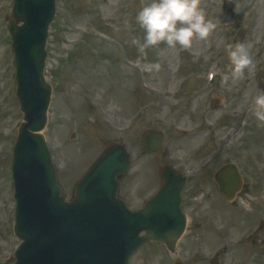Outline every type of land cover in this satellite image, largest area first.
<instances>
[{
  "label": "rangeland",
  "instance_id": "rangeland-1",
  "mask_svg": "<svg viewBox=\"0 0 264 264\" xmlns=\"http://www.w3.org/2000/svg\"><path fill=\"white\" fill-rule=\"evenodd\" d=\"M9 3V0H0V4L2 2ZM11 1V0H10ZM253 7L257 10L256 19L255 20H264V0H253ZM9 9L6 10L0 5V27L3 26V20L7 16ZM58 17L55 19L54 25L51 29V39L49 45V60L47 66L48 76L50 78L53 70L62 65L61 61L64 60L65 54L70 51L68 49V44H66V37L59 35L63 33V23L66 20L63 17L62 9H59ZM106 12L109 16L113 15V11H110L108 8ZM94 18V19H93ZM88 19L90 22H94L96 20L95 16ZM76 26L79 28L80 26H86L85 22L87 20H83V17L79 16L78 19H75ZM67 24V23H66ZM70 26V25H69ZM4 34L6 31L2 30ZM69 32V30H68ZM7 36V34H6ZM62 42H64L62 44ZM10 49L7 47V43L4 37L2 45L0 44V241L1 248H3L4 256H10L17 246L16 240L10 237L9 228L11 227V222L13 223V218L11 214H13V203H12V211L10 209H2V199L5 196L6 191L12 192V183L10 178V173L7 175L8 166L11 161V150L16 138L17 128L22 120V116L19 112L18 102L15 98V80H14V69L12 67V55L9 53ZM59 63V64H58ZM79 80L78 82L70 81L66 83V85L62 88L59 87L61 80L55 77L53 81L56 85V93H55V107L53 108V119L52 115L50 117V124L46 131V137L48 140L49 147L53 153L54 161L59 166L60 175L61 169L65 165L73 164L69 159V147L76 146V143L70 142V134L71 132L77 130L80 134V139L78 140V144H82L84 147H88L86 154L84 155V159L81 163V168H83L99 151V149L107 142H110L112 139L109 137L111 134L107 132H100L97 129H93V127L89 126V122L87 117L83 114L82 109L80 108L81 101L77 100V110L76 113L71 114V107L73 106L72 100L73 95L76 93H80L78 91L77 86L87 85V77L83 74L77 75ZM73 80V79H72ZM104 89L106 88L104 84L101 85ZM84 106V105H83ZM82 106V107H83ZM70 115L71 123L67 127H60V129L54 128L53 121L58 118L60 114ZM76 122V124L74 123ZM63 144L65 147L62 151L61 145ZM8 161V163H7ZM3 163H7L6 166ZM68 182V180H66ZM65 184L67 183L63 180ZM6 198V196H5ZM145 256V255H143ZM142 256V257H143ZM5 260V259H4ZM138 258L136 259L134 264H139ZM5 262V261H4ZM10 262H6L5 264H9Z\"/></svg>",
  "mask_w": 264,
  "mask_h": 264
},
{
  "label": "clouds",
  "instance_id": "clouds-1",
  "mask_svg": "<svg viewBox=\"0 0 264 264\" xmlns=\"http://www.w3.org/2000/svg\"><path fill=\"white\" fill-rule=\"evenodd\" d=\"M136 21L143 30V39L134 38L132 43L146 58L147 49L167 45L169 48H190L195 39L205 41L216 25L206 18L200 0H149L138 12ZM232 64L231 78L242 77L245 69L254 67L246 47L235 45L228 50ZM159 64L144 65L145 71L159 70ZM230 79L224 76L225 83ZM254 116L264 122V92L254 99Z\"/></svg>",
  "mask_w": 264,
  "mask_h": 264
}]
</instances>
